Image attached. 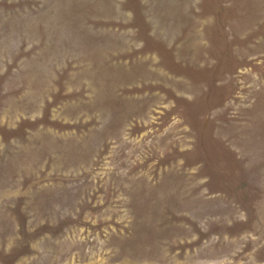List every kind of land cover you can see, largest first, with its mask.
Instances as JSON below:
<instances>
[{
  "label": "rangeland",
  "instance_id": "rangeland-1",
  "mask_svg": "<svg viewBox=\"0 0 264 264\" xmlns=\"http://www.w3.org/2000/svg\"><path fill=\"white\" fill-rule=\"evenodd\" d=\"M0 264H264V0H0Z\"/></svg>",
  "mask_w": 264,
  "mask_h": 264
}]
</instances>
